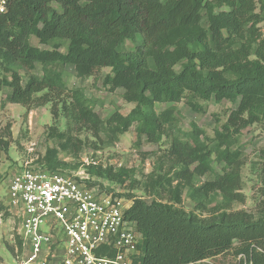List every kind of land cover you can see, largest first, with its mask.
Wrapping results in <instances>:
<instances>
[{
  "label": "trees",
  "instance_id": "obj_1",
  "mask_svg": "<svg viewBox=\"0 0 264 264\" xmlns=\"http://www.w3.org/2000/svg\"><path fill=\"white\" fill-rule=\"evenodd\" d=\"M1 2L0 67L10 78H0V90L8 88L7 101L28 108L34 103L59 102V109L52 108L53 119L56 122L60 112L68 121L65 132L50 127L49 134L58 139V147L47 150L37 166L40 169L63 173L59 169L65 164L58 153L77 149L71 126L89 127L96 134L107 131L111 138L133 126L137 139L145 137L147 142L157 143L175 129V117L171 106L157 113L156 104L184 100L197 113L212 98L236 104L217 132L228 143L264 119V65L230 46L235 37L254 31L259 19L255 9L264 5V0ZM203 16L208 23L206 31L196 29ZM188 31H194L190 41L171 49ZM31 36L51 49L32 46ZM126 41L147 46L149 56L125 52ZM61 42H66L64 52ZM14 64L28 72L25 83L10 69ZM36 64L41 66L40 77L34 74ZM65 65L73 66L78 78L109 68L103 84L109 91L122 89L124 100L134 108L125 116L115 111L103 122L94 111L97 100L86 97L81 89L66 88L62 80ZM178 65L180 71H176ZM229 74L233 77L228 78ZM174 133L167 152L187 166L197 163L193 169L197 173L202 166H210L213 154L226 165L239 159L238 151L204 149L196 131L176 129ZM90 172L105 176L98 170ZM220 179L216 176L202 189L214 190ZM87 185L97 187L91 182ZM179 203L178 198L174 204L132 198L125 217L135 223L141 235L136 264H200L231 250L242 257L240 264H264V222L199 223L175 206ZM16 242L20 246L18 238Z\"/></svg>",
  "mask_w": 264,
  "mask_h": 264
},
{
  "label": "rangeland",
  "instance_id": "obj_2",
  "mask_svg": "<svg viewBox=\"0 0 264 264\" xmlns=\"http://www.w3.org/2000/svg\"><path fill=\"white\" fill-rule=\"evenodd\" d=\"M58 9V8H57ZM259 15L252 32L235 37L230 44L234 51L243 50L249 60L264 65V5H257ZM196 29L206 31L208 23L203 16ZM195 31V30H194ZM194 31L181 34L171 49L179 43L190 41ZM29 43L40 49H51L50 45H41L31 36ZM61 51H65L66 42H61ZM124 51L141 53L148 57V47L142 43L126 41ZM27 80L28 72L14 64L10 67ZM181 66L176 67L180 71ZM34 74L41 76V66L36 64ZM109 68H100L89 76L78 78L71 65L62 68V80L67 89H81L85 96L98 101L94 111L105 122L117 111L127 115L134 108L133 103L126 102L123 90L109 91L103 84ZM10 78V73L0 67V78ZM233 76L229 74L228 78ZM10 90H0V262L11 263L12 258L19 257L17 245L18 220L7 209V189L9 180L26 164L40 165V161L49 149L58 147V139L50 136V127L56 126L60 132L67 130V119L60 115L55 122L52 108L59 102L45 104L34 103L31 107L10 103L7 95ZM201 113L192 111L184 100L174 104H156L159 113L171 106L174 111L175 129L162 136L157 143H150L145 137L137 139L134 127L116 138L108 136L107 131L98 134L89 127L71 126L70 134L76 139L77 149L59 152L58 159L65 165L61 172L71 177L85 179L99 189L119 195L131 203L132 198L175 206L199 223L219 220L241 219L247 222H264V119L241 131L231 142H223L218 136L221 124L236 104L213 98L203 103ZM183 132L196 131L204 149L225 148L238 151L237 162L226 165L219 162L216 154L211 155L209 167L202 166L199 172L193 171L197 163L189 166L167 150L174 130ZM79 141V142H78ZM98 170L104 177H97L90 171ZM221 177L214 190L202 189L207 182ZM236 246V243H235ZM242 257L235 256L233 250L226 254L204 260L200 264H240Z\"/></svg>",
  "mask_w": 264,
  "mask_h": 264
},
{
  "label": "built area",
  "instance_id": "obj_3",
  "mask_svg": "<svg viewBox=\"0 0 264 264\" xmlns=\"http://www.w3.org/2000/svg\"><path fill=\"white\" fill-rule=\"evenodd\" d=\"M7 198L20 250L0 264H136L141 235L125 217L128 200L29 164L9 180Z\"/></svg>",
  "mask_w": 264,
  "mask_h": 264
}]
</instances>
